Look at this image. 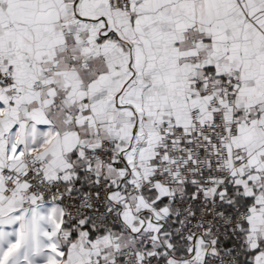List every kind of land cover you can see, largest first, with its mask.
I'll list each match as a JSON object with an SVG mask.
<instances>
[{
  "label": "snow or ice",
  "instance_id": "6c2138e0",
  "mask_svg": "<svg viewBox=\"0 0 264 264\" xmlns=\"http://www.w3.org/2000/svg\"><path fill=\"white\" fill-rule=\"evenodd\" d=\"M0 264H264V0H0Z\"/></svg>",
  "mask_w": 264,
  "mask_h": 264
}]
</instances>
